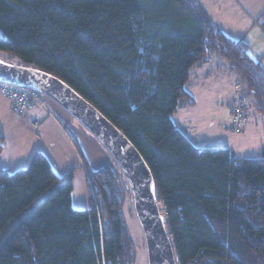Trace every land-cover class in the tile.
<instances>
[{
  "label": "trees",
  "instance_id": "16d2710c",
  "mask_svg": "<svg viewBox=\"0 0 264 264\" xmlns=\"http://www.w3.org/2000/svg\"><path fill=\"white\" fill-rule=\"evenodd\" d=\"M249 48L198 0H0V59L64 81L125 135L154 178L177 264H264V156L198 148L173 121L211 54L240 78L237 97L264 110V69ZM117 168H88L90 210L73 208V174L58 177L43 154L0 170V264H134L133 193Z\"/></svg>",
  "mask_w": 264,
  "mask_h": 264
},
{
  "label": "crops",
  "instance_id": "0c3cea01",
  "mask_svg": "<svg viewBox=\"0 0 264 264\" xmlns=\"http://www.w3.org/2000/svg\"><path fill=\"white\" fill-rule=\"evenodd\" d=\"M198 1L206 9L216 27L231 39L244 40L248 43L251 57L264 69V32L259 22L264 14V0ZM232 12H237L240 20L230 22L227 13ZM216 57H218L216 54H211L205 62L192 69L186 91L193 99V104L184 103L183 111L180 109L173 116V121L196 147L215 145L227 148L236 155L237 150L233 145H237L230 143L235 135L228 130L230 129L228 124L231 119L230 103L237 97L235 88L239 84L234 87L235 96L227 104L229 110L224 107L219 110L218 107L211 105L210 100H205L208 108L197 110L198 102L189 91L191 84L194 87L199 81L203 87L207 86L212 71L205 76L203 72H206L205 67L210 59ZM259 104L258 99L251 96L249 118L237 146L239 153L245 156H236L239 159H259L264 156V110ZM187 112L190 113L188 117ZM213 119L217 121L216 125L213 124ZM206 120L209 121L208 126L204 124ZM189 131L199 143L193 142L187 134ZM205 134L208 135L202 139ZM71 135L77 140L82 154ZM0 140L4 142V149L0 155V170L26 169L36 154H43L58 177L73 174L71 200L75 210H90L93 207L88 168L96 172L112 165L103 145L52 99H46L45 108L36 106L24 115H18L13 110L11 102L0 91Z\"/></svg>",
  "mask_w": 264,
  "mask_h": 264
},
{
  "label": "water",
  "instance_id": "95a60500",
  "mask_svg": "<svg viewBox=\"0 0 264 264\" xmlns=\"http://www.w3.org/2000/svg\"><path fill=\"white\" fill-rule=\"evenodd\" d=\"M0 84L27 87L52 99L77 119L112 155L127 179L142 224L149 264H177L171 238L154 194V178L125 135L91 103L59 78L0 60Z\"/></svg>",
  "mask_w": 264,
  "mask_h": 264
},
{
  "label": "rangeland",
  "instance_id": "374dc122",
  "mask_svg": "<svg viewBox=\"0 0 264 264\" xmlns=\"http://www.w3.org/2000/svg\"><path fill=\"white\" fill-rule=\"evenodd\" d=\"M227 16L229 17L230 22L240 20V18H238L237 12L227 13ZM1 59L4 60L3 62H7V64H12L11 62L6 61V58H1ZM205 71L206 72H203L204 76L209 71H212V76H210L211 78L208 77L210 79L207 82V86L203 87L202 85H200V81H199V83L194 87L191 84V87L189 89L191 94L194 96L193 98L196 99L198 102L197 110L198 109L202 110L203 107L204 108L209 107V105L206 103L205 100H210L211 105H213L214 107H218L219 110L223 109V107L224 109L229 110L227 104L229 100H231L235 96L234 87L237 84H241L240 78L232 72L229 62L226 61L224 58H221L220 56L214 59L213 58L210 59V61L207 63V66L205 67ZM211 101H214V102H211ZM180 109H182L183 111L182 107ZM186 116L187 117L190 116V113L187 112ZM213 122H214L213 124L216 125L217 121L215 119H213ZM204 124L208 126L209 121L206 120ZM228 127H229V124H228ZM228 130L232 131L231 128L230 129L228 128ZM187 134H189L193 142L199 143V141L195 139V137H193L192 132L189 131ZM233 134L235 136H233L230 143H233L239 146L241 134H236L235 132H233ZM207 135L208 134H205V136L201 138L204 139L206 138ZM237 146L233 145V148L237 150L236 156H245L239 153L240 151ZM107 155L110 159V164H112L111 166H113L116 170H118L117 164L115 160L113 159V157L111 156V154L108 152ZM132 197L133 196H130L129 194H127L124 211H125V219H126L128 233L133 241V253L135 256L134 264H149L146 236H145L142 224L136 213L135 207L133 205V202L131 199ZM160 205L162 206L161 213L163 217H165L166 213L163 210V204L160 203Z\"/></svg>",
  "mask_w": 264,
  "mask_h": 264
},
{
  "label": "built area",
  "instance_id": "2783aa9c",
  "mask_svg": "<svg viewBox=\"0 0 264 264\" xmlns=\"http://www.w3.org/2000/svg\"><path fill=\"white\" fill-rule=\"evenodd\" d=\"M0 91L11 102L13 110L18 115H24L29 109L36 106L46 107L47 98L36 90L27 87L0 84ZM236 91L241 93V87L237 86ZM230 109L231 119L229 127L236 134H241L249 118L250 104L244 96L239 94L230 103Z\"/></svg>",
  "mask_w": 264,
  "mask_h": 264
},
{
  "label": "bare ground",
  "instance_id": "6f19581e",
  "mask_svg": "<svg viewBox=\"0 0 264 264\" xmlns=\"http://www.w3.org/2000/svg\"><path fill=\"white\" fill-rule=\"evenodd\" d=\"M158 207H159L160 212H161L162 206L160 205V203L158 204Z\"/></svg>",
  "mask_w": 264,
  "mask_h": 264
}]
</instances>
